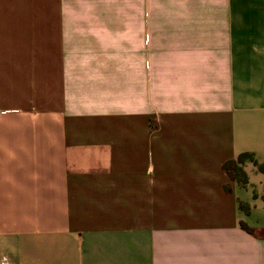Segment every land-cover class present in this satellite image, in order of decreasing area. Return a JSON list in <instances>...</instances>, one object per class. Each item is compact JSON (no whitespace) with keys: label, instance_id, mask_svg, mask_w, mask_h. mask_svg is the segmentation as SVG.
<instances>
[{"label":"crops","instance_id":"crops-1","mask_svg":"<svg viewBox=\"0 0 264 264\" xmlns=\"http://www.w3.org/2000/svg\"><path fill=\"white\" fill-rule=\"evenodd\" d=\"M242 153L264 0H0V264H264Z\"/></svg>","mask_w":264,"mask_h":264},{"label":"trees","instance_id":"trees-1","mask_svg":"<svg viewBox=\"0 0 264 264\" xmlns=\"http://www.w3.org/2000/svg\"><path fill=\"white\" fill-rule=\"evenodd\" d=\"M244 159H249L253 161L256 165H258V169L264 172V163L257 164V162L253 159V155L249 153H242L238 156L236 160H229L223 164L224 170L230 175L233 180H236L238 183L245 185L247 183V176L242 169V162ZM244 209H248L247 207L243 206ZM243 229L251 234L254 233L253 229L248 228L246 225H242Z\"/></svg>","mask_w":264,"mask_h":264},{"label":"rangeland","instance_id":"rangeland-1","mask_svg":"<svg viewBox=\"0 0 264 264\" xmlns=\"http://www.w3.org/2000/svg\"><path fill=\"white\" fill-rule=\"evenodd\" d=\"M245 161H250V160L249 159H244L243 162H245Z\"/></svg>","mask_w":264,"mask_h":264}]
</instances>
